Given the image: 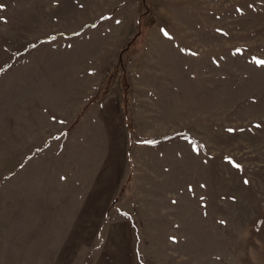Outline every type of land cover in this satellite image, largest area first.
<instances>
[{
    "label": "rangeland",
    "instance_id": "rangeland-1",
    "mask_svg": "<svg viewBox=\"0 0 264 264\" xmlns=\"http://www.w3.org/2000/svg\"><path fill=\"white\" fill-rule=\"evenodd\" d=\"M0 5V264H264V0Z\"/></svg>",
    "mask_w": 264,
    "mask_h": 264
},
{
    "label": "snow or ice",
    "instance_id": "snow-or-ice-1",
    "mask_svg": "<svg viewBox=\"0 0 264 264\" xmlns=\"http://www.w3.org/2000/svg\"><path fill=\"white\" fill-rule=\"evenodd\" d=\"M4 6L3 5H0V9H2ZM3 18L2 17H0V20H2ZM117 23H119V21H117ZM163 31V30H162ZM165 35H167V33L165 32L164 33ZM237 51H239V50H237ZM257 63L258 64H261V65H264V61H257ZM229 131H232L231 129H229ZM237 167H239V165H237ZM244 183L245 184H247L248 183V181L247 180H245L244 181ZM221 223H224L223 221H221Z\"/></svg>",
    "mask_w": 264,
    "mask_h": 264
}]
</instances>
